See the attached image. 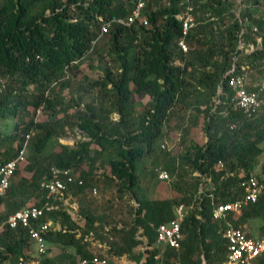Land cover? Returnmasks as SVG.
Returning a JSON list of instances; mask_svg holds the SVG:
<instances>
[{
    "label": "trees",
    "instance_id": "16d2710c",
    "mask_svg": "<svg viewBox=\"0 0 264 264\" xmlns=\"http://www.w3.org/2000/svg\"><path fill=\"white\" fill-rule=\"evenodd\" d=\"M136 2L0 0V121H15L12 133H0V161L15 158L25 136L31 134L22 166L30 177L10 185L0 200L6 208L0 223L37 193L42 198L35 204L44 200L40 185L50 179L52 168L69 169L82 182L68 185L65 198L70 190L84 191L92 182L100 187L94 172L101 157L109 170L105 180L115 187L114 194H121L119 198L129 194L139 203L130 227L104 231L119 239L114 250L117 256L143 247L142 264H224V225L212 219V205L238 199L240 176L254 175L258 157L264 154V105L253 118L233 112L227 105L226 81L241 74L242 68L254 84L264 79V0H242L236 10L230 0H193L196 26L185 39L186 53L177 45L181 24L175 15L184 10L180 0H145L141 21L128 27L111 23L100 35L104 22L127 18ZM249 45L254 50L245 53ZM86 62L89 70L99 73L76 80L75 71ZM144 97L149 99L145 105L141 103ZM112 114L118 116L117 121L110 119ZM189 118V127L194 128L202 118L206 138L203 145H189L193 155L186 159L196 180L194 196L175 184L178 194L170 201L137 198L141 159L152 153L168 121L183 124ZM189 127L183 128L182 142ZM68 131L78 134L72 146L58 142ZM219 161L223 168L216 171ZM194 172L210 179L199 197L203 182ZM255 177L263 185L258 200L244 207L237 219L231 218L244 230L264 213V163L261 175ZM17 196L22 197L19 203ZM181 204L186 213L179 248L155 247L156 227L170 221L174 207ZM59 208L47 219L61 229L46 232V244L75 248L78 263L91 260L94 255L84 249V237L76 235L75 223ZM86 226L90 233L102 229L93 223ZM139 227H144L145 243L137 238ZM32 244L26 230H4L0 264L24 261ZM48 254L47 248L44 255ZM43 264H55V260L45 259ZM256 264H264V257Z\"/></svg>",
    "mask_w": 264,
    "mask_h": 264
},
{
    "label": "built area",
    "instance_id": "2783aa9c",
    "mask_svg": "<svg viewBox=\"0 0 264 264\" xmlns=\"http://www.w3.org/2000/svg\"><path fill=\"white\" fill-rule=\"evenodd\" d=\"M193 0H185L188 5L185 8L183 15H178L176 18L181 22V37L178 40V47L182 53L187 52L185 39L196 26V21L192 15V6L190 2ZM242 0H238L240 5ZM145 0H137L134 9L127 18L112 19L106 21L101 26L100 35L105 34L110 28L111 23L128 27L135 21L142 20V10ZM240 7V6H239ZM101 20V19H100ZM255 31V30H254ZM243 32L240 33V35ZM241 42V40H239ZM256 43L260 46L261 39L258 38ZM258 46V47H259ZM243 44L239 45V49H243ZM254 50V46L249 45L245 49V53H250ZM234 70V66L231 72ZM242 73L230 76L226 81L229 97L227 105L233 112H241L247 118H253V114L260 113L264 105V79L262 78L256 84L250 78L248 72L242 68ZM253 81V82H252ZM3 89V86L1 85ZM217 94H222L221 87H218ZM234 126H232L233 128ZM31 134L25 136L21 148L18 150L15 158L7 161H0V200L6 196L10 188L14 173L21 169L26 163V154L29 139ZM162 150H167L166 145H161ZM223 168L221 161L215 165V170L220 171ZM152 172L156 179L163 182L169 181L168 173L161 168H153ZM50 179L41 183L40 190L44 193V200L39 205L25 206L7 216L0 223V233L4 230L23 229L27 231L29 239L33 242L36 254L43 256L47 251V244L44 234L49 231H58L61 227L58 224H53L52 220L47 219L48 214L59 211V206H68L65 199L68 185L77 184L80 186L82 182L77 180V176H73L71 170L51 169ZM196 177H201L198 172L193 173ZM238 188L242 195L229 203L212 205V219L219 221L224 225L221 237L226 242V261L224 264H256L259 257H264V213L261 216L259 226L254 230L253 236H248L247 227L235 226L232 219H237L243 210L249 204H253L258 200L259 195L263 191V185L259 183L254 175L249 177L240 176ZM203 183L210 182L209 178L201 177ZM202 185L200 184L197 196L202 193ZM96 194V190H92ZM185 207L183 204L177 205L173 209V218L156 227V244L168 248H179V242L182 239L181 225L185 218ZM0 250H3L0 248ZM159 255L156 259H159ZM18 264H27L20 259ZM30 264H37L31 262ZM78 264H105V262L97 256H93L91 260H80Z\"/></svg>",
    "mask_w": 264,
    "mask_h": 264
},
{
    "label": "rangeland",
    "instance_id": "374dc122",
    "mask_svg": "<svg viewBox=\"0 0 264 264\" xmlns=\"http://www.w3.org/2000/svg\"><path fill=\"white\" fill-rule=\"evenodd\" d=\"M231 1L236 3L237 6L234 8V10H236L240 5L237 4L236 0ZM95 63H98L96 59ZM79 68L81 69L79 72L75 71L77 72L75 75L76 80L82 79L81 77L83 75L89 74V76H91L92 74L96 75L99 73L98 71L93 73V71L89 70L87 62L80 65ZM148 102L149 99L147 97H144L141 100L143 105ZM136 110V112L140 111L139 108ZM36 117L40 118V120L45 119V116L42 114H37ZM110 119L112 121H117L118 116L116 114H112L110 115ZM189 120L190 118L186 119L183 124L168 121L165 125V134L155 143L152 153L141 159L138 167V171L140 173L139 186L135 191L137 198L145 201H170L178 194L174 190L175 184L181 185L185 192H188L191 197L194 196V186L196 180L190 172L191 167L188 163H186V159L192 158L193 155V151L190 149L189 145L191 143L203 145L206 138L202 129V118L198 120L199 124L195 128L189 127ZM14 122L15 121L13 119L0 121V133L4 135L12 133ZM186 126L189 127V130L187 132V137L182 142L183 128ZM74 131H68L67 137L58 138V142L70 146L74 145L76 139H78V134ZM161 145H166L167 150H162ZM261 147H263V144ZM103 161V158H98L94 172V174L100 178V187L92 182L90 187L86 188L84 191L75 189L70 190L65 198L68 206L63 207L62 209L75 223L77 227V229H75L76 235L81 238L84 237L82 243L87 252L101 258L105 264H142L144 261V255L139 257V253L144 251L143 247L135 248L128 254L117 256L114 250L117 248L119 239L115 237V235L113 236L110 232H104L107 230L110 231L114 226L130 227L132 220L135 217L134 209L138 208L139 203L129 194L128 196L122 195L121 198H119L121 194H114V192H116L115 187L108 180H105L107 179L106 177L109 174V170L103 166ZM263 163L264 154L258 157L257 166L255 167L253 174L258 176L261 175V166ZM156 167L161 168L168 173V182L156 179L152 172V169ZM28 177H30V174L22 168L12 179L11 185L18 183L20 178ZM209 185L210 182L203 183L202 191H205ZM93 188L96 189V194L92 193ZM41 198L42 195L37 193L25 203V206L36 205L35 203L39 202ZM21 200V196L15 197L16 203L21 202ZM5 209L4 205L0 206V215L3 214ZM57 220L61 223L59 218ZM89 223H93L95 227H100L102 229L98 228L96 231L92 230V233H90L86 226ZM259 224L260 220H252L250 222V226L246 229L251 231L253 229L254 231ZM143 232L144 227H139L137 238L145 243L146 237L143 236ZM155 247L159 246L155 244ZM47 248L49 252L48 255L38 256L36 254L35 246L32 244L26 251V258H23L24 261L27 264H30L31 262L43 264L45 259L53 258L55 260V264H70L71 261H74V264H78L79 258L76 255L75 248L54 243H48ZM160 249L162 250V248ZM73 256L74 260L72 259ZM7 263L18 264V261L16 263H10L7 261Z\"/></svg>",
    "mask_w": 264,
    "mask_h": 264
},
{
    "label": "clouds",
    "instance_id": "9594fccd",
    "mask_svg": "<svg viewBox=\"0 0 264 264\" xmlns=\"http://www.w3.org/2000/svg\"><path fill=\"white\" fill-rule=\"evenodd\" d=\"M231 1V0H230ZM238 0H236V2H237ZM231 2H233V1H231ZM234 3V2H233ZM180 6H182L183 8H184V10H183V12L182 13H180V14H177V15H175V17L176 16H178V15H183V13L185 12V8H186V6L188 5V3H186L185 2V0H180ZM190 5L192 6V10H193V5H194V3H192V2H190ZM234 5H236V3H234ZM237 6V5H236ZM239 8V7H238ZM192 13V12H191ZM193 15V14H192ZM194 17V16H193ZM177 19V18H176ZM195 19V18H194ZM178 20V19H177ZM179 21V20H178ZM180 22V21H179ZM180 24H181V22H180ZM181 37V36H180ZM26 164V163H25ZM24 164V165H25ZM20 170V169H19ZM14 178V177H13ZM67 206V205H66ZM66 206H64V207H66ZM59 225V224H58ZM60 226V225H59ZM61 227V226H60Z\"/></svg>",
    "mask_w": 264,
    "mask_h": 264
}]
</instances>
